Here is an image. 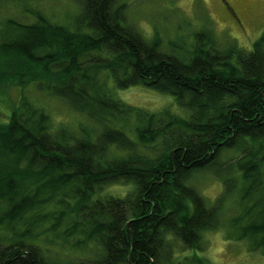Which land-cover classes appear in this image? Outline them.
<instances>
[{
    "label": "trees",
    "instance_id": "obj_1",
    "mask_svg": "<svg viewBox=\"0 0 264 264\" xmlns=\"http://www.w3.org/2000/svg\"><path fill=\"white\" fill-rule=\"evenodd\" d=\"M77 2L74 26L41 15L0 31V93L38 83L95 124L82 127L85 137L54 135L50 117L27 100L0 121V264H173L176 242L196 254L188 264H208L203 233L221 226L233 201L241 212L230 238L264 252V31L249 51L197 33L183 60L126 25L117 0ZM101 72L118 87L172 95L188 117L126 105ZM132 118L136 142L115 128ZM139 145L160 151L138 153ZM113 146L127 156L114 158ZM200 171L223 182L213 206L189 184ZM118 181L132 183V195L94 198ZM47 233L86 258L52 261L39 243Z\"/></svg>",
    "mask_w": 264,
    "mask_h": 264
},
{
    "label": "rangeland",
    "instance_id": "obj_2",
    "mask_svg": "<svg viewBox=\"0 0 264 264\" xmlns=\"http://www.w3.org/2000/svg\"><path fill=\"white\" fill-rule=\"evenodd\" d=\"M117 1V5L124 7L126 25L133 27L146 43L156 45L160 51L183 60L190 58L197 33H210L222 49L235 45L249 51L264 31V0ZM80 12L77 0H0V31L9 20L32 25L41 15L51 23L74 26L75 18ZM101 74L107 91L128 106L151 114L170 110L172 114L183 118L189 115V111L180 107L170 94L144 85L118 87L115 79L103 72ZM119 74L123 72L120 71ZM7 83L4 82V85ZM22 100L29 101L50 117L51 132L54 135L66 131L81 138L87 134L82 131V127L95 131V124L88 117L76 112L65 99L52 95L38 83L31 84L24 90L8 84L6 90L0 93V121L6 119ZM115 128L125 131L129 138L137 141L134 118L128 123L116 124ZM111 151L110 154L114 158L127 156V152L120 151L116 146H113ZM137 151L138 153L148 151L149 156H155L159 153L160 147L147 150L139 145ZM233 155V152H227L223 157L229 158ZM189 184L199 190L210 206H213L224 190L222 180L216 178L210 171L195 173ZM133 189L134 185L125 181L107 183L97 188L94 198H126L132 195ZM226 206L227 203L222 210L224 222L222 221L221 226L203 233V249L199 251V255L204 257L208 264H264V252L253 251L247 240L233 241L230 238L229 221L241 212V208L236 201L230 203L227 208ZM52 237V233H47L39 238L43 249H51L52 261L74 260L81 256L86 258L81 250L74 247L73 242L63 244L60 240L50 243ZM173 247L175 248L173 264H188V259L196 256L192 251L185 250L179 242ZM47 254L50 255V252Z\"/></svg>",
    "mask_w": 264,
    "mask_h": 264
}]
</instances>
